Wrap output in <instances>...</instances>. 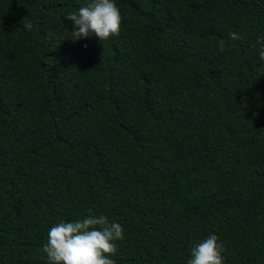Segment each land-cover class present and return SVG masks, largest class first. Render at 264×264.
I'll list each match as a JSON object with an SVG mask.
<instances>
[{
  "label": "trees",
  "instance_id": "trees-1",
  "mask_svg": "<svg viewBox=\"0 0 264 264\" xmlns=\"http://www.w3.org/2000/svg\"><path fill=\"white\" fill-rule=\"evenodd\" d=\"M91 2L0 0V264H48L89 209L123 228L115 264L213 234L264 264V0H114L119 36L73 42Z\"/></svg>",
  "mask_w": 264,
  "mask_h": 264
},
{
  "label": "clouds",
  "instance_id": "clouds-1",
  "mask_svg": "<svg viewBox=\"0 0 264 264\" xmlns=\"http://www.w3.org/2000/svg\"><path fill=\"white\" fill-rule=\"evenodd\" d=\"M66 20L73 22L72 41L87 39L95 35L103 43L113 36H119L121 12L114 0H93L78 12L67 15ZM23 29L31 30L28 18L23 20ZM232 40H241L235 32L229 33ZM260 44L259 57L264 63V37ZM219 51H224V41H219ZM264 71V69H262ZM123 239V228L119 223H109L105 215L96 216L89 209V216L75 222H61L48 233L47 244L42 251L48 264H115L111 257L117 251L116 241ZM223 244L216 235H210L191 249L192 258L187 264H223Z\"/></svg>",
  "mask_w": 264,
  "mask_h": 264
}]
</instances>
